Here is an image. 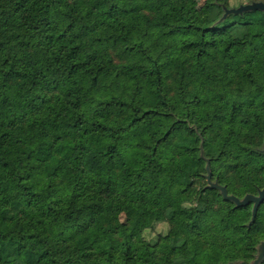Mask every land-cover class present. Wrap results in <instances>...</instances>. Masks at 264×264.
Returning a JSON list of instances; mask_svg holds the SVG:
<instances>
[{
  "label": "trees",
  "instance_id": "obj_1",
  "mask_svg": "<svg viewBox=\"0 0 264 264\" xmlns=\"http://www.w3.org/2000/svg\"><path fill=\"white\" fill-rule=\"evenodd\" d=\"M235 8L0 0V264H253L264 202L212 186L264 187V11Z\"/></svg>",
  "mask_w": 264,
  "mask_h": 264
},
{
  "label": "water",
  "instance_id": "obj_2",
  "mask_svg": "<svg viewBox=\"0 0 264 264\" xmlns=\"http://www.w3.org/2000/svg\"><path fill=\"white\" fill-rule=\"evenodd\" d=\"M243 10L264 11V3L263 2H252L249 4L240 5L236 7L235 9H229L226 12L240 13ZM212 186L217 187L218 189L222 190L224 198L227 200H231L232 202L235 203L236 206H241V205H245L248 203H252V218H251L252 220L255 216L258 206L264 201V188H262V190L259 191L258 195L247 194L240 200L232 195H228L225 187L218 186L217 184H213ZM260 249L261 251L259 252L257 258L253 261V264H257L258 261L264 255V241L262 242Z\"/></svg>",
  "mask_w": 264,
  "mask_h": 264
},
{
  "label": "rangeland",
  "instance_id": "obj_3",
  "mask_svg": "<svg viewBox=\"0 0 264 264\" xmlns=\"http://www.w3.org/2000/svg\"><path fill=\"white\" fill-rule=\"evenodd\" d=\"M192 4H194L195 6H199L204 0H190ZM238 0H230V3H231V6L233 8H235V4ZM245 1V0H243ZM263 151H264V146H263ZM213 184H217V183H213ZM218 185V184H217ZM219 186V185H218ZM216 189H218L217 187H215ZM264 188V187H263ZM234 196V195H232ZM236 197V196H234ZM237 198V197H236ZM264 202V201H263ZM262 202V203H263ZM261 203V204H262ZM252 204V203H251ZM236 206V205H235ZM144 211L143 209H139V210H133V211H124L122 212L120 215H119V220L123 223H127L129 225H133L134 224V221L136 219V217L140 214H142ZM252 218V210H251V217L250 219ZM255 219L253 218V220L251 219L249 224H251ZM167 223L166 222H158L154 227L153 229L151 230H147L145 231L144 233V236L147 238V239H151L153 240V238L157 235V234H164L167 230Z\"/></svg>",
  "mask_w": 264,
  "mask_h": 264
},
{
  "label": "flooded vegetation",
  "instance_id": "obj_4",
  "mask_svg": "<svg viewBox=\"0 0 264 264\" xmlns=\"http://www.w3.org/2000/svg\"><path fill=\"white\" fill-rule=\"evenodd\" d=\"M240 2H241V1H239L238 6L243 5V3H240ZM252 2H263V3H264V0H252V1L247 2V3H252ZM238 6H237V7H238Z\"/></svg>",
  "mask_w": 264,
  "mask_h": 264
}]
</instances>
